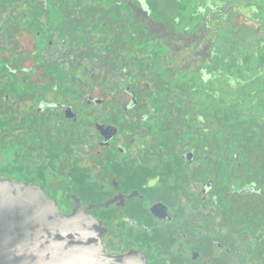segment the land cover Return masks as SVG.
<instances>
[{
  "label": "flooded vegetation",
  "instance_id": "1",
  "mask_svg": "<svg viewBox=\"0 0 264 264\" xmlns=\"http://www.w3.org/2000/svg\"><path fill=\"white\" fill-rule=\"evenodd\" d=\"M0 176L122 264H264V0H0Z\"/></svg>",
  "mask_w": 264,
  "mask_h": 264
},
{
  "label": "water",
  "instance_id": "2",
  "mask_svg": "<svg viewBox=\"0 0 264 264\" xmlns=\"http://www.w3.org/2000/svg\"><path fill=\"white\" fill-rule=\"evenodd\" d=\"M108 254L97 221L65 214L40 187L0 176V264H122Z\"/></svg>",
  "mask_w": 264,
  "mask_h": 264
}]
</instances>
